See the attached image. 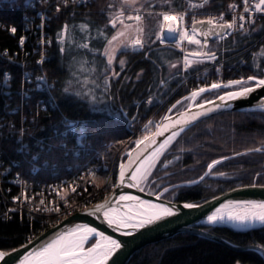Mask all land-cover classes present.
Listing matches in <instances>:
<instances>
[{
	"label": "trees",
	"instance_id": "trees-1",
	"mask_svg": "<svg viewBox=\"0 0 264 264\" xmlns=\"http://www.w3.org/2000/svg\"><path fill=\"white\" fill-rule=\"evenodd\" d=\"M183 3L184 0H171L170 4H164L161 0H157L151 6L178 9ZM206 6L219 9L224 6V1L208 0ZM148 7L150 8L149 5ZM116 8H118L117 4L112 0H94L86 6H66L59 11L54 10L49 22L51 42L43 70L53 81L52 94L58 106L57 110L42 111L39 119L45 125H58L57 118L60 115L80 120L87 128L84 141L89 151L85 153V157L94 149H98L103 141L111 140L113 146L118 145L125 139L135 122L142 121L159 106L160 102H173L194 89L187 83L179 84L180 50L173 43H157L155 33L158 16H149V12L146 11L143 14L144 48L136 51L128 48L117 53L112 70L119 72L120 75L113 77L109 70L106 75L110 78L111 86L107 93L103 91L106 61L102 51L106 39L111 38L112 28L109 20L114 15L113 10L116 12ZM19 19L18 11L0 8V51L4 49L11 53L12 50H16L15 41L20 34ZM9 23L15 25L14 34L6 30ZM82 24L87 25V28L81 30L79 26ZM65 25L68 26L67 33L62 32ZM244 29L230 34L215 45V50L222 56L239 52L228 60L233 64L239 61L245 54V48L259 39L264 31L261 23ZM83 43H87L89 48L78 47ZM212 43L213 41L210 42ZM261 44L264 46V37L250 48L256 50ZM61 48L64 51H61ZM91 48L98 51L90 52ZM119 59L125 61L123 69L116 64ZM245 59L246 62L237 68L241 78L260 75L251 70L248 57ZM258 63L264 64V59ZM171 64H176L177 67L172 68ZM4 67L10 68L14 74L18 72L17 67L9 66L6 61L0 60V69ZM97 84L100 87H97ZM65 87L69 88L68 93L63 92ZM223 90L226 89L206 92L202 97L208 99ZM76 92L85 95L83 98L77 97ZM92 94L100 100L99 103L95 105L89 103ZM151 95L154 96L152 103L144 104L142 100ZM5 101L7 99L2 101L0 98V116L4 114ZM10 103L12 104L13 101L11 100ZM160 106L156 110L158 117L164 112V109L160 110ZM178 109L174 108L170 112ZM132 116L135 119L126 127V121ZM262 146H264V111L235 110L214 114L192 124L176 138L168 151L160 157L152 170V175L143 183V188L147 191H151L153 187L158 188L154 191L157 193L160 188L171 185L168 191L160 194L161 198L199 203L234 188L251 184L264 185V151H250ZM0 147L4 154V163L11 167V170H19L25 176L22 165L26 166L27 161L15 151L11 137L1 138ZM107 153L109 154V151ZM60 155L61 152L58 151L54 160ZM225 157L227 159H223ZM105 158L109 160L110 155H105ZM172 158L174 159L170 160L171 163H167L166 167L162 166ZM217 158H222L221 163L215 165L209 175H205L208 171H206L208 163ZM13 159H16L14 165V162H11ZM57 160L60 166L70 161L64 157H59ZM101 176L103 174L98 171L91 182H88L83 194L95 189ZM198 177L200 179L196 183L187 184ZM107 193L100 190L92 200L100 201ZM11 195V192L3 190L2 185L0 250L5 251L22 244L57 221L48 223L45 215L11 210L9 208ZM75 197L73 196V200ZM81 208L77 206L75 210ZM202 229L232 244H256L264 248V225L245 232L233 231L224 226H203ZM92 241L91 238L89 243ZM237 262L262 264L261 257L253 250H234L222 243L189 232H178L137 249L125 264H237Z\"/></svg>",
	"mask_w": 264,
	"mask_h": 264
},
{
	"label": "built area",
	"instance_id": "built-area-1",
	"mask_svg": "<svg viewBox=\"0 0 264 264\" xmlns=\"http://www.w3.org/2000/svg\"><path fill=\"white\" fill-rule=\"evenodd\" d=\"M94 0H86L84 3H73L69 0L65 5L64 0H0V8L18 11L20 13V34L15 41V49L11 53L8 50L0 51V60L6 61L9 66L18 68V72L14 74L10 68L4 67L0 69V98L4 102L3 116H0V139L11 137L15 144V151L24 156L27 165L24 166L25 176L19 170H11L4 163V154L0 147V191L11 192L10 209L22 210L29 214H37L46 216V222L51 223L53 220L60 218L73 212L77 206L86 207L92 204L93 196L96 195L100 188L110 190L114 186V170L120 158L124 155L127 147L149 134L157 124L158 118L156 110L148 114L142 121H136L130 129L125 139L116 146L112 141H103L98 149H94L85 157V153L89 151L85 141L77 144L76 139L70 134L66 140L58 138L54 128H60L63 131L62 120L69 118L60 115L58 125L44 124L39 119V114L45 110H57V102L52 94L53 81L46 75L43 70V64L46 59L48 47L51 39L49 35V22L54 10L63 7L86 6ZM118 4L117 0H112ZM224 6L219 9L207 7L202 1L184 0L182 7L171 10L176 13H184L183 25L186 29H190V23L194 20L213 18L220 20L221 23L231 22L236 18V27L227 29L225 33L218 38L223 39L230 34L236 33L242 29L240 24L245 27L261 23L264 27V12H244L243 0H223ZM258 0H250L254 5ZM119 5V4H118ZM190 5H202V7H190ZM230 5H236L230 8ZM123 7L126 15H136L137 12L131 7ZM145 10L140 9L139 14ZM169 11V10H162ZM243 15L245 19L241 21L239 17ZM254 20L249 23L248 18ZM161 19V18H160ZM15 25L9 23L7 32L13 34L10 29ZM159 32V29H158ZM223 37V38H221ZM264 37V31L261 39ZM23 38V44L20 41ZM199 39L198 37H196ZM259 39L254 41L251 46L258 43ZM161 43L160 40H158ZM168 39L163 43H167ZM172 42L177 45L178 37ZM161 43V44H163ZM188 44L184 41L180 45ZM251 46L245 48V54L240 57L237 63L228 62V60L239 52L229 56L219 57L216 55L215 60H206L205 63L196 67L184 70L183 57L185 55L184 48L180 47V84L188 83L190 86L202 87L210 85L213 82H221L228 78H240L241 73L238 72V66L246 62L249 57L250 68L259 72L250 61L252 50ZM189 59H192L189 57ZM40 61H43L42 63ZM192 65V66H193ZM264 67V64H261ZM219 69V71H217ZM5 74H7V83H5ZM184 74L186 76H184ZM44 76L47 85L51 87H37V77ZM11 100L13 103L11 104ZM154 100V96H147L142 101L144 104H150L148 101ZM54 101V102H53ZM81 124L78 119H72ZM149 121L152 123L149 124ZM148 125V128H145ZM5 126V128H3ZM22 133V135H21ZM27 145L28 148L24 152L18 151L20 145ZM61 144H66V148H61ZM51 147V150H49ZM112 148V151H111ZM61 152L59 157L70 160L63 166L59 165L58 158L54 160V156ZM109 151V154L107 153ZM105 155H110L106 160ZM35 157V159H33ZM83 158V159H82ZM13 165L16 159L11 161ZM72 162V163H70ZM23 163V162H22ZM101 172L100 181H103L100 188L95 187L89 193L83 194L86 190L88 182L97 172ZM87 183V184H86ZM75 188V191L72 189ZM25 194L29 199H25ZM83 194V195H82ZM82 195V196H81ZM73 196L75 200H73ZM19 197V200L14 199ZM78 197V198H77ZM43 201V204L41 203ZM56 209H59L58 211Z\"/></svg>",
	"mask_w": 264,
	"mask_h": 264
},
{
	"label": "snow or ice",
	"instance_id": "snow-or-ice-1",
	"mask_svg": "<svg viewBox=\"0 0 264 264\" xmlns=\"http://www.w3.org/2000/svg\"><path fill=\"white\" fill-rule=\"evenodd\" d=\"M69 0H64L65 5ZM73 3H84L86 0H72ZM139 0H122L124 5H135ZM164 4H170L171 0H161ZM208 0H204V3H207ZM244 12H255L260 13L264 12V0H258L254 5L250 3V0H243ZM112 7V5H109ZM190 7H202V5H190ZM236 5H230V8H235ZM59 11V7L57 8ZM137 12L136 15H126L123 7L120 11L114 14L109 20V24L113 29L117 28V24L122 25L123 30H117L115 34L111 35L110 39H106V43L103 49L102 55L106 58V66L104 68V78H103V91L107 93L110 89V78L106 73L111 69L113 62L116 60V55L122 50H127L131 48L133 51L143 49L145 46V41L143 39L144 28L142 27V22L144 17L139 14L140 9H135ZM149 16L154 15L152 12L148 13ZM161 19L159 20V32L156 34L157 40H160L163 43L167 39H176L178 37L177 47L181 43L187 41L188 44H193L199 46L200 50H194L189 53H185L183 57V66L184 70L191 68L193 64L203 63L205 59L215 60L216 55L211 51H204L206 47V41L204 44L197 39V34L203 35L204 37L209 36L216 32V29H233L236 27V18H233L231 22L221 23L223 17L220 20L209 18L206 21L194 20L193 26L191 28V34L189 30L186 29L183 25L184 22V13H176L174 11H163L156 13ZM134 20L136 25L134 31L136 36L131 40L122 39L126 36V30L133 28V25L125 24L124 20ZM241 21L245 19L243 15L239 17ZM249 23H254V20L251 16L248 18ZM204 25L209 27L205 30ZM199 26V27H198ZM81 30L87 28V25H80ZM240 29H244V25H239ZM247 31V29H244ZM10 31L14 34L16 28L12 27ZM62 32H68V26H63ZM218 34V33H216ZM101 35H104L101 33ZM223 38V37H221ZM21 45L23 44V38L20 41ZM78 47L88 49L89 45L87 43L79 44ZM61 51H64L61 48ZM90 52L95 53L98 49L91 48ZM261 55H264V50H262ZM192 59H189V57ZM41 63L43 61H40ZM119 64L121 69L125 65L124 60H120ZM260 72V75H252L247 78H241L236 80H230L226 83L224 82H213L210 85L202 86L193 89L190 94L186 97H183L182 100H178L176 104L172 105V108H176L177 105L183 103V101H191L187 108L190 110L192 105L195 104L197 99L206 92H211L219 89H234L231 91H226L223 94L216 96L214 100H203L195 106L201 111L191 112L188 111L180 112L182 119L176 120L171 123V128L176 129L179 127V131H171V134L159 144L157 148L154 149L148 156L144 157L143 160H140V165L136 168L135 171L131 173V180L133 183L129 187H136L140 191H144V188L141 186L146 182L149 176L152 175V170L156 167L157 162L160 160V157L168 151L169 147L173 144L177 137L185 130V128L192 124L194 121L198 120L201 116L207 115L209 112L215 111L216 109L227 105L229 101L238 100V99H248L252 93L256 92L257 89H264V67L260 63H255L253 65ZM170 67L176 68V64H171ZM219 71V69H217ZM119 72L112 70V76L118 77ZM7 74H5V83H7ZM38 81L37 87H51L47 85L46 78L44 76H39L36 78ZM71 83V82H69ZM95 83V81H92ZM100 87L99 84L96 85ZM63 92L68 93L69 88L65 87ZM77 97L83 98L85 94L81 92H76ZM216 100H219L221 103L217 104ZM54 102V101H53ZM100 100L92 94L91 100L89 103L95 105L99 103ZM148 103H152L151 100ZM207 105H213V107H207ZM256 107L261 111H264V97L257 102ZM171 111V109L169 110ZM135 119V117H133ZM166 121H170V117H164ZM63 131L60 128H54V131L58 138L64 140L71 134L75 139L77 144H82L87 136V128L78 123L75 120L64 118L62 120ZM152 122L149 121V124ZM145 128H148V125H145ZM169 130L168 124H157L156 132L150 135H144L142 139L136 141L137 149L139 151L141 145H144V150L148 146L156 143V136H161L165 131ZM22 135V133H21ZM61 148H66V144H61ZM28 148L27 145L21 143L18 151L24 152ZM51 150V147H49ZM250 151L261 152L264 151V146L261 148L252 149ZM143 153L140 152L139 155ZM139 155L136 157L139 159ZM237 155H241L237 153ZM131 158V153H129ZM35 159V157H33ZM227 159V157L223 158ZM171 163V161H167ZM167 163L164 165L167 166ZM221 163V160H214L208 164V171L205 175H209L212 172V169L215 165ZM125 165H120V183L123 184L125 180ZM220 175H224L220 173ZM203 179V177H201ZM196 183V181H192ZM75 191V188L72 189ZM164 191H168L167 188ZM163 193H161L162 195ZM24 198L29 199L25 194ZM14 199L19 200V197ZM159 199V196H157ZM120 201H134L135 203L131 206L130 210L124 215H117V209H114L110 206L109 201H105L103 204L96 205L94 211L90 214H96L103 211L104 218L108 222L109 226H115L117 229H125L122 231V235L131 236L134 235L141 229L147 228L156 224L159 221L164 220L167 217H172L176 215V211L173 207H169L165 204H155L152 201L141 200L139 197L131 195H121L119 197ZM43 204V201H41ZM184 208L192 209L198 207V205L185 203L183 204ZM134 209V210H132ZM57 211L59 209H56ZM218 222H231L235 225H240L244 227H255L257 224L264 225V202L261 201H228L225 204H222L218 207L211 215L207 216L208 224H216ZM95 237V242L91 243L90 246L85 247L89 243L90 238ZM122 247V243L111 236H107L102 232H99L95 228L88 226H83V228L76 227L68 230L66 232H61L49 242L42 244L35 248L32 252H29L23 257L20 261V264H109V261L112 259L113 255ZM8 255L7 253L0 252V260H3L4 257ZM239 264V262H237Z\"/></svg>",
	"mask_w": 264,
	"mask_h": 264
},
{
	"label": "water",
	"instance_id": "water-1",
	"mask_svg": "<svg viewBox=\"0 0 264 264\" xmlns=\"http://www.w3.org/2000/svg\"><path fill=\"white\" fill-rule=\"evenodd\" d=\"M194 1H202V0H194ZM206 20L208 19H201L200 21H206ZM124 21L129 22L132 20L125 19ZM192 26H193V21L190 23V29L192 28ZM208 27H209L208 25H204L205 30ZM226 30L227 29H224V30L216 29L215 33L210 34L207 37L197 34V37L200 39L202 44H204L206 41V47H204L203 50L208 51L207 47H208L209 42L213 40L214 38H216L217 36H220L223 33H225ZM168 40L170 41L172 39H168ZM189 52H192V51H186L185 53H189ZM231 90H234V89L223 90L219 92L218 94H216L215 96L208 98V99H204V100H214L216 99L217 95L223 94L224 92L231 91ZM189 94L190 93L180 97L179 100L182 99L183 97L188 96ZM262 97H264V89H257V91L252 93L248 99H238V100L229 101L227 105L222 106L216 109L215 111L209 112L205 116H201L198 120L194 121L192 124L196 123L199 120H202L204 118H207L209 116H212L220 112L235 111V110H260L258 107H256V105H257V102L260 101ZM201 101L195 102V104H199ZM190 103L192 102L188 101V103L184 107L176 111H173V112H169V110H167L159 118L157 124H161V125L168 124L169 130L165 131L163 135L161 136H156L155 144L148 146L146 150H144V145H141L139 151H136L137 149L136 142L133 143V145L125 152L123 160H121L117 164L116 170H115V176H114V186L103 199H101L100 201L94 202L93 204L85 208H82L80 210L72 212L71 214H68L67 216L59 219L54 224L48 226L47 228H45L44 230H42L41 232L34 235L33 237H31L30 239L26 240L25 242H23L22 244L18 246H15L6 251L0 250V252H4L8 254L4 257L3 260H0V264H20V261L23 259L25 255H27L29 252H32L38 246L49 242L52 238L57 236L59 233L66 232L76 227L83 228V226L95 228L99 232H102L107 236H111L114 239L122 243L121 249H119L113 255L112 259L109 261V264H125L130 258V256L137 249L141 248L142 246L148 243L155 242L163 238H167L178 232H189L191 234L222 243L225 246L231 249H234V250H246V249L253 250L261 257L262 264H264V248L260 247L259 245L232 244L228 242L227 240L223 239L222 237H219L217 235H214L202 229L203 226H224L233 231L245 232V231L256 229V228L263 226V225L257 224L255 227L246 228L244 226L235 225L231 222H218L216 224H208L207 216L211 215L218 207H220L222 204L227 203L228 201H261V202H264V185L251 184L247 186L234 188L229 191L212 196L199 203L187 202V201H173L169 199H164L160 197L159 193H152L147 190L140 191L136 187H129V185L133 183V181L130 178L131 173L135 171L136 168L140 165V160H143L144 157L148 156L152 151H154V149L157 148L159 144L163 142L171 134V131L173 130L179 131L180 126H177L176 129H172L171 123L176 120L182 119L180 116V112L188 111L190 114L191 112L201 111V109L197 108L195 104H193L191 109L189 110L187 108V105H189ZM216 103L220 104L221 102L219 100H216ZM207 107H213V105H207ZM166 116L170 117L171 120L166 121L164 119V117ZM133 117L134 116H132L126 121L125 123L126 127L134 120ZM192 124L188 125L186 128H188ZM155 132H156V126L147 135L153 134ZM142 138L143 137H141L140 139ZM140 152H142L143 154L139 155ZM129 153H131V158L129 156ZM138 155H139V159L136 158ZM221 159L222 158H217L214 160H221ZM212 161H210L208 164H210ZM121 164L125 165V168H124L125 180L123 184L120 183V165ZM207 170L208 168L206 167V171ZM200 177H198L194 181L197 182L200 179ZM191 183L192 182H189L187 184H191ZM121 195H131V196L139 197L141 200L152 201L155 204H165L169 207H173L177 214L172 217H167L164 220L159 221L152 226L141 229L138 232H136L134 235H131V236L122 235L121 233L125 229L123 228L117 229L114 225L109 226L108 222L104 218L103 211L96 213V214H90L94 211L96 205L103 204L107 200L109 201L110 206L112 208L118 210V212L116 213L117 215H124L130 210L131 206L135 202L134 201H120L119 197ZM157 196H159V199H157ZM185 203L195 204V205H198V207L187 209L183 207V204ZM95 239L96 238L93 237V241L91 243H94ZM91 243L85 247L90 246Z\"/></svg>",
	"mask_w": 264,
	"mask_h": 264
},
{
	"label": "rangeland",
	"instance_id": "rangeland-1",
	"mask_svg": "<svg viewBox=\"0 0 264 264\" xmlns=\"http://www.w3.org/2000/svg\"><path fill=\"white\" fill-rule=\"evenodd\" d=\"M155 1H157V0H139V2L137 3V4H135V5H131V6H129V5H124L123 3H122V0H117V2H118V4L119 5H121V6H124V7H131V8H139V9H143V10H145L146 8L148 9V12H152L154 15L156 14V13H160L162 10H173V9H170V7H167L166 9H163L164 7H162V6H157V7H152L153 6V4H154V2ZM148 5L150 6V8L148 7ZM152 5V6H151ZM207 5V4H206ZM183 6V5H182ZM181 6V7H182ZM117 9V8H116ZM119 11L118 10H116V12L113 10V12H112V14H116V13H118ZM144 13H146V12H144ZM144 13H142V16H143V14ZM155 16H158V15H155ZM159 20H160V17L158 16V27H157V30H156V33L155 34H157L158 33V29H159ZM125 24H129V25H133V28H131V29H128V30H126V36L125 37H122V39H127V40H131L132 38H134L135 36H136V33H135V31H134V27H135V25H136V22L135 21H130V22H124ZM111 26V25H110ZM142 27H143V22H142ZM258 27V26H257ZM257 27H255L256 29H257ZM112 28V27H111ZM144 28V27H143ZM264 28V27H263ZM117 30H123V28H122V25H120V24H117V28L116 29H113L112 28V31H111V35H113V34H115L116 33V31ZM144 39V38H143ZM155 39H156V41H157V43L158 44H161V43H159V41L157 40V38H156V36H155ZM213 41V43L212 44H210V42H212ZM221 41V39H219V38H214L213 40H211L210 42H209V44H208V47H207V50L208 51H214L215 52V54L217 53V50H215V45L217 44V43H219ZM174 44V43H173ZM175 46H176V44H174ZM177 47V46H176ZM180 47H183V48H185L186 50H199V46H197V45H193V44H183V45H180L179 46V48ZM104 49V48H103ZM129 49H131V48H129ZM262 50H264V46L261 44V46L260 47H258L256 50H253L252 51V53L253 54H251V58H250V61L251 62H259L261 59H264V55H261V52H262ZM102 53H103V51H102ZM217 55V54H216ZM104 57V56H103ZM249 59V58H248ZM104 60L106 61V58L104 57ZM121 59H119V60H117V62H116V64L117 65H119L120 66V64H119V61H120ZM207 60V59H206ZM206 61H204L203 63H205ZM114 63V62H113ZM203 63H199V64H203ZM112 67H113V65L111 66V69H110V75H112ZM178 72H180V65H179V68H178ZM187 75V74H186ZM185 74H184V76H186ZM176 100H179V98H177ZM176 100H173V102H170V103H162L161 104V106H160V110L161 109H164L163 111V113L162 114H164L165 113V111L167 110V109H171V110H173L174 108H172V105H174V104H176ZM180 100H182V99H180ZM201 100H204V98L201 96V97H199L198 99H197V101H201ZM188 103V101H183V103L182 104H180V105H177V109L178 108H180V107H184L186 104ZM161 114V115H162ZM174 158H172V159H169L168 161H170V160H173ZM167 162H164L163 164H162V166H164L165 164H166ZM102 183H103V181H100V179L98 178V183H97V185L95 186V187H98V188H100L101 187V185H102ZM156 185H158V184H156ZM142 187H144L143 186V184L141 185ZM171 187V185H168V186H164V187H162V188H160L159 189V191L157 192V193H159V195L161 194V193H164L165 191H164V189L165 188H167V189H169ZM158 189V188H157ZM156 188H154L153 187V189L151 190V191H149V192H152V193H154V191H156L157 190ZM99 190H102V191H109V190H104V188H100ZM83 208V207H82ZM72 213V212H71ZM63 218V217H62ZM61 219V218H60ZM91 239V238H90ZM90 244V243H89ZM88 244V245H89ZM85 246H87V245H85Z\"/></svg>",
	"mask_w": 264,
	"mask_h": 264
}]
</instances>
